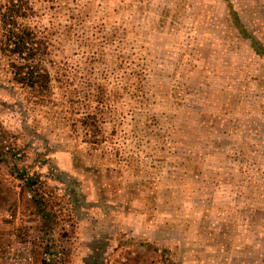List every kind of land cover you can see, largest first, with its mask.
<instances>
[{"label": "rangeland", "instance_id": "rangeland-1", "mask_svg": "<svg viewBox=\"0 0 264 264\" xmlns=\"http://www.w3.org/2000/svg\"><path fill=\"white\" fill-rule=\"evenodd\" d=\"M32 4L52 81L0 50V264H264V0Z\"/></svg>", "mask_w": 264, "mask_h": 264}, {"label": "trees", "instance_id": "trees-1", "mask_svg": "<svg viewBox=\"0 0 264 264\" xmlns=\"http://www.w3.org/2000/svg\"><path fill=\"white\" fill-rule=\"evenodd\" d=\"M0 10V50L17 55V79L24 88L46 90L51 86V75L43 69L46 55L41 48V32L25 26L21 20L35 12L32 0H3ZM1 36V33H0Z\"/></svg>", "mask_w": 264, "mask_h": 264}, {"label": "built area", "instance_id": "built-area-1", "mask_svg": "<svg viewBox=\"0 0 264 264\" xmlns=\"http://www.w3.org/2000/svg\"><path fill=\"white\" fill-rule=\"evenodd\" d=\"M1 261L4 264H32L29 246L21 243H13L4 251Z\"/></svg>", "mask_w": 264, "mask_h": 264}, {"label": "crops", "instance_id": "crops-1", "mask_svg": "<svg viewBox=\"0 0 264 264\" xmlns=\"http://www.w3.org/2000/svg\"><path fill=\"white\" fill-rule=\"evenodd\" d=\"M1 197H2V202H3V199H4V195H1ZM85 208H87V209H89V211L90 210H93V205L92 204H86L85 205ZM84 220H86V219H84ZM95 237H93L92 239H94ZM87 239V238H86ZM84 237H82L81 238V241H85L86 240ZM95 239H97V238H95ZM79 246V245H78ZM81 247V246H80ZM88 253H90V250H87V251H84V253L82 254V257L85 255L86 257H85V259H84V261L83 262H85V264H87V262H88ZM101 258H102V256H96L95 257V259H97L98 261H99V259L101 260ZM81 264H83L82 263V261H81Z\"/></svg>", "mask_w": 264, "mask_h": 264}]
</instances>
